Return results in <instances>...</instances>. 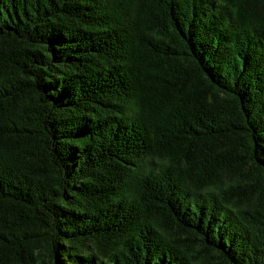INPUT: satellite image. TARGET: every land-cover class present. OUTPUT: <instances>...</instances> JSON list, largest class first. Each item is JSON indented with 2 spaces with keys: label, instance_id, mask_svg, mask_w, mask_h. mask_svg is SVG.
I'll return each instance as SVG.
<instances>
[{
  "label": "trees",
  "instance_id": "1",
  "mask_svg": "<svg viewBox=\"0 0 264 264\" xmlns=\"http://www.w3.org/2000/svg\"><path fill=\"white\" fill-rule=\"evenodd\" d=\"M0 264H264V0H0Z\"/></svg>",
  "mask_w": 264,
  "mask_h": 264
}]
</instances>
